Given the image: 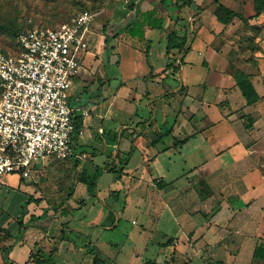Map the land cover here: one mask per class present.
Here are the masks:
<instances>
[{
  "label": "crops",
  "instance_id": "obj_1",
  "mask_svg": "<svg viewBox=\"0 0 264 264\" xmlns=\"http://www.w3.org/2000/svg\"><path fill=\"white\" fill-rule=\"evenodd\" d=\"M202 1L192 0L180 7L176 0L105 1L102 25L95 26L97 32L91 34V50L86 54L88 58L85 64L81 61L69 90L68 102L83 128L81 134L73 136L75 154L66 159L73 179L68 191L70 196L63 204L59 200L58 207L48 203L31 204V199L37 201L42 198L41 195L31 192L29 185L22 184L25 178L15 175L14 188L19 191L21 199H29L30 203L24 208L20 226L15 221L20 214V200L13 206H0V219L3 214L10 217L9 222H4V218L0 220V226L11 232L10 237L0 240V263L36 264L29 259V254L39 251L44 257L52 252L56 264H102L106 258L110 264H117L114 252H111L113 256L104 254L109 247H115L117 253L124 248L118 247L120 240L113 237L114 227L118 224V218L114 222L111 218L113 206L105 203L99 195V179L104 174L109 185L125 177L131 181L130 187L123 191V209L137 202L138 211L144 216L143 229L155 228L163 216L172 220L179 217L184 227H188L187 232L184 228L180 231L185 237L180 241L176 234L169 236L163 232L157 244L163 248L170 246L171 249L169 257L162 259L164 263L172 264L176 259L182 264L191 263L188 250L203 258L214 246L219 247L225 242L227 246L224 249L229 254L234 249L237 254L246 245L244 248L252 251L251 255H259L264 264V248L257 254V240L254 241L255 247L250 240L255 233L246 230L257 223L264 227V162L261 161V157L264 158V98L254 104H246L243 98L241 112L233 114L231 128L228 129L235 137L221 142L217 129L211 132L212 127L197 125L203 121L202 118L197 123L191 122L193 113L198 110V101L194 103L195 100L189 97V83L183 82L182 71L179 86L174 88L168 82V63L179 64L183 69L184 62H191L185 59V54L179 63L180 52L176 49L166 54L168 30H178V26L185 25L190 48L195 37L194 30L203 26L202 16L209 12L208 15L217 20L218 15L210 11V8L214 10L212 5L207 7ZM115 8L118 13H115ZM183 10L187 11L186 15H183ZM191 24L196 29H191ZM155 27L159 29V38L158 48L153 50L156 54L153 61L147 56L151 52L150 36L155 34L152 32ZM223 27L222 22L221 25L216 22L209 26V30L205 27L207 48L211 49L209 44L213 35ZM110 48H116L119 54L126 50L125 54L132 59L137 73L125 74V80L117 82L114 76L107 74L103 65L100 70L99 65L92 70V58L98 59ZM214 50L215 55L221 56L222 63L216 72L219 78L216 87L219 91L237 88L232 75L225 70L226 55L216 48ZM156 57L159 58L157 61ZM255 77H252L255 89L259 95H264V85L257 84ZM95 80L99 83L97 88ZM194 84L191 82L190 85ZM175 95L181 102L177 105L176 115L165 108ZM184 98L188 99L185 104ZM198 99L202 101V98ZM219 100L215 102L218 105L221 104ZM201 104L204 108L209 106L203 101ZM177 106H172L173 110ZM248 116L252 117L250 125H247ZM258 130L260 134L253 138L252 132ZM198 135L200 137L196 139ZM77 146L81 148L78 152L75 151ZM202 155L205 158L197 159ZM192 156L197 159V164L189 167ZM74 160L77 163L75 167ZM238 164L242 165L239 171L232 174L225 171L226 165ZM98 170L101 174L96 178L92 173ZM193 171L196 173L192 176ZM81 175L95 177L92 194H96L97 202L88 195L85 183L80 181ZM192 184L197 185L196 190L191 188ZM199 189L204 192L197 194ZM132 191H135V199L131 201L127 195ZM117 192L114 189L109 194L117 196ZM215 194H219L216 201ZM41 200L44 202L45 198ZM193 208L200 213H210L208 220L199 221V233L194 232L195 224L190 217ZM227 208L231 210L225 213ZM85 217L88 218L85 220ZM109 218L110 222H107ZM14 222L15 225H12ZM102 229L108 230V239L96 242L98 238L94 240V235L97 232L100 234ZM148 243V239L143 241L142 253L149 251ZM214 250L224 251H219V248ZM139 254L133 250L135 257L130 253L127 258L135 264L152 263V257L145 259L144 263L142 254L138 257Z\"/></svg>",
  "mask_w": 264,
  "mask_h": 264
},
{
  "label": "rangeland",
  "instance_id": "obj_2",
  "mask_svg": "<svg viewBox=\"0 0 264 264\" xmlns=\"http://www.w3.org/2000/svg\"><path fill=\"white\" fill-rule=\"evenodd\" d=\"M105 1L108 0H0V50L13 51L15 49V34L20 29L28 28L30 26L54 27L59 23L68 20L71 16L82 9L95 11L96 14L92 21V27L94 28L97 25L100 26L102 25V20L104 18L102 14L104 11ZM109 1L111 3V0ZM116 1L122 2L124 0ZM202 2L205 6L207 5V7L208 5H212L214 10H211L210 8V11H213L214 14H222L223 9L219 7L214 0H203ZM219 3L234 9L240 17L235 16L231 22L224 25L223 30H219L215 33L209 45L216 48L220 52H224L227 58V66L225 69L227 72L230 73L235 67H239L246 72L256 75V83L264 85V0H259L258 13H256V10L253 7L252 0H219ZM188 10L190 12V9ZM118 12L119 11L116 9L115 13ZM182 13L183 15H186L187 11L183 10ZM208 14L210 13L208 12ZM208 14H206V16H202L201 23L203 26L201 25L199 30H194L196 27L192 26V24L190 26V28H193L195 32V37L192 40L191 47L185 53V59L188 58L191 62H184L183 69L179 64H176V66H170L169 69H167V72L169 73L168 79L170 80H168V82L172 84L174 88L179 86L180 72L182 71L183 82L186 84L189 83V97L196 101H194V103H197L198 101V110L193 113L191 122H196L202 118L201 120L203 121L197 125H206L208 128L212 127L211 132L218 130V133L220 134V138L218 139L222 142L228 137H235L233 131H228V129L229 127L231 128L230 123L232 121L231 118L234 116L233 114H239L241 112L240 108L244 99L237 88L233 90L223 89L224 91H219V88L216 87L217 80L219 79L216 72L219 71L218 68L222 65L221 56L213 53V51L215 52L214 48H207V30L205 27L209 30V26L215 25L216 22L221 25V21H219L218 18L215 20ZM194 21L196 20H192V22ZM177 29L188 33L185 25L178 26ZM158 30V27L152 29V32L155 34L150 36V39L152 40V48H150L151 52H149L147 56L148 60H153L156 55L153 50L158 48ZM95 47L96 45H94L92 49L94 50ZM89 49L91 50L88 46L87 50L82 54V64H85L86 59L88 58L86 57V54ZM125 51L126 50L119 54L117 53L116 48L105 50V52L102 53L98 59H95L94 57L92 58V70H94L95 65H99V70L100 66L103 65V69L107 71V74L114 76V78L117 79V82L124 81L126 75L130 73H137L134 71L135 66L132 64V59L125 54ZM158 59L156 57V61ZM191 82H194L195 84L192 86L190 85ZM98 85V81L95 80L94 86L97 88ZM111 85L114 86L113 82H111ZM193 95H195L194 98ZM198 98H202V101L205 104L209 103V106L204 108L202 104L199 105L202 101L200 99L199 102ZM217 99H220L219 101L221 104L218 105L215 103ZM187 100L188 99L186 98L183 99L184 104ZM169 101L170 105H166L165 108H167L171 114L175 113L176 115L178 113V111L176 112V109H178L177 105L179 103L181 104L178 100V96L175 95L173 98L171 97ZM159 104H162V102ZM175 105L177 107L174 108V111L172 106ZM260 132V130L253 131L251 136L254 138L257 134H260ZM198 137L200 136L198 135L196 139H198ZM80 150L81 148L77 146L75 151L78 152ZM204 156L205 155L199 156L197 159L205 158ZM194 158L195 157L192 156L189 167L197 164V159ZM261 158V161L264 162V158ZM66 159L67 158L54 159L47 157L40 158L34 162L35 168L32 169L30 175L26 177L25 180L23 179L24 182H22V184L25 183L26 185H29L31 192L33 191L38 193V195H41L42 198H45V201L42 202V198L37 201L31 199V204L39 203L44 205L48 203L53 207H58L59 200L62 201L61 204H63L65 203V199L69 198L70 195L68 194V191L72 186L73 179H71V172L66 166ZM241 167V164L236 166L226 165L225 171L228 174H232L239 171ZM195 173L196 172L193 171L192 176L195 175ZM92 174L98 178L101 172L98 170L97 173L94 171ZM105 178L106 176L103 174V176L99 179V183L101 184L99 188V195L105 203L113 206L112 208L115 210V212L113 210L111 211V218H113V222L115 221V218H118V224L114 227L115 230L113 237L116 238V240H120L118 242V247L124 246V248H122L121 252L117 253L115 247L110 248L107 246L109 247L108 252L104 254L113 256L111 255V252H114L116 254L115 262H117V264H135V262H132L127 258L130 253H132L133 257H135V255H133L134 250V252H140L138 257H141L142 254L144 263L146 261L145 259H150L152 257V263L150 264H166L162 261V259L169 257L168 254L171 251L170 246L165 245L163 248L158 246L157 242L161 240L163 232L169 236H175L174 234H176L179 241L184 240L185 237H183V234L180 233V231L184 228V231L187 232L188 227H184L183 220L179 217L172 220L170 217L166 218V216H163L155 228L151 230L143 229L141 224L144 223V216L138 211V203H131V205L123 209L125 204V195L123 191L130 187L131 181L125 177L120 182L110 185L107 183V185ZM16 179L17 178L14 174H5L0 177V206L5 208L9 205L13 206L20 200L19 203L25 208L26 205L30 203L21 199L22 197L18 194L19 191L17 188H14ZM191 180L194 181V177H191ZM198 185L201 186V184ZM196 187V184H192L191 186V188H194L195 190ZM114 189L118 191L117 196L109 194ZM196 192L197 194H200L204 191L199 189ZM133 194H135V191H132L129 195H127V197L131 198V201L135 199ZM88 195H90L95 202L98 201L95 193H88ZM218 198L219 194H215V201ZM71 201L74 202V199H71ZM235 205H237V203H235ZM230 210L231 208H227L225 213H228ZM190 213V217L192 218L191 221L195 224L194 232L199 233V221L208 220L210 213H200L194 208L191 209ZM1 218L2 219L0 220H3L4 218V222H9L10 219L9 214H3ZM87 218L88 217H85L84 219L86 220ZM107 222H110V218ZM12 225H15V222ZM248 229L255 233L251 236L250 240L253 243L252 246H254V241L257 240L256 245H258L259 248L256 253L258 254V252L263 251L262 249L264 248V227L257 223L255 226L247 228L246 230ZM108 235V230L102 229L100 234L97 232L94 235V240L98 238L96 242H105V240L108 239ZM146 239L149 240V251L142 253L143 241ZM225 246H227L225 242H223L219 247L214 246L212 250H209L207 254H204L203 258L194 254L191 250H188V256L191 259V263L186 262L185 264H263V259L259 255H251L252 251L249 252L246 248H244L246 245L242 246L237 254H235V249L232 251V254H229L224 249ZM233 247L235 248V245H233ZM215 248H219V251H224L216 252L214 250ZM102 264H110V261L106 258ZM172 264L182 263L180 260L176 259Z\"/></svg>",
  "mask_w": 264,
  "mask_h": 264
},
{
  "label": "built area",
  "instance_id": "obj_3",
  "mask_svg": "<svg viewBox=\"0 0 264 264\" xmlns=\"http://www.w3.org/2000/svg\"><path fill=\"white\" fill-rule=\"evenodd\" d=\"M95 14L84 9L54 27L26 28L13 51L0 50V177L26 178L40 158L75 154L73 136L83 128L68 97L97 32Z\"/></svg>",
  "mask_w": 264,
  "mask_h": 264
},
{
  "label": "trees",
  "instance_id": "obj_4",
  "mask_svg": "<svg viewBox=\"0 0 264 264\" xmlns=\"http://www.w3.org/2000/svg\"><path fill=\"white\" fill-rule=\"evenodd\" d=\"M192 0H176L177 5L183 6L184 4H189ZM253 1V7L256 10V13H258L259 11V0H252ZM214 2L217 3V5L219 7H221L223 9L222 14L221 13H217V18L219 19V21H221L222 23L227 24L229 22H231V20L237 16L238 13H236V11L228 6H225L221 3H219V0H214ZM84 10V9H82ZM82 10H80L79 12H81ZM77 12V13H79ZM77 13H75L74 15H76ZM32 27V26H30ZM28 27V28H30ZM26 28L20 29L15 35V47L17 46V36L18 34L23 31ZM223 30V29H222ZM133 33V31H132ZM141 34V33H140ZM187 38H188V33H186V31H180L172 29L169 30L167 32V37H166V47H165V52L166 54L171 52L173 49H176L178 52H180V57L178 58V62L181 63L182 62V56L188 51L189 46L187 45ZM2 51H7V50H2ZM169 66H172V63H168ZM176 66V65H173ZM230 74L232 75L233 79H234V85H236V87L238 88L241 96L245 99L246 104H254L256 101L264 98V95H259L257 90L255 89V86L252 82V77L253 74L250 72H246L244 70H242L239 67H235L233 69L232 72H230ZM74 124L75 126H79L81 124V120L79 117L74 116ZM248 123L247 125H250L252 122V117L248 116L247 117ZM70 157V156H69ZM67 158V157H66ZM65 159V158H63ZM76 160L73 161V166H76ZM80 181L84 182L86 185V189L88 193H93V188H94V176L91 178H86L85 175H81L80 177ZM21 179V177H20ZM29 199L26 200V202H28ZM20 214L19 216L16 218V224L18 226L21 225L22 220H21V216L24 212V207L21 204L20 205ZM4 227L0 226V240L8 238L11 236V232L8 229H3ZM4 230V231H3ZM53 250V249H52ZM29 259L34 261L36 264H56L53 257H52V252H50L49 255H47V257H44L42 255L41 252L36 251V252H32L29 254ZM0 264H7L5 263V261H2V263Z\"/></svg>",
  "mask_w": 264,
  "mask_h": 264
}]
</instances>
